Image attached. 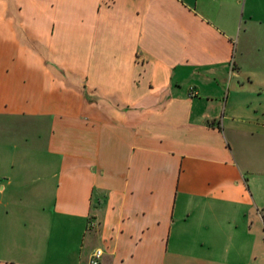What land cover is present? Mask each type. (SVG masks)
Here are the masks:
<instances>
[{
	"label": "crops",
	"instance_id": "crops-1",
	"mask_svg": "<svg viewBox=\"0 0 264 264\" xmlns=\"http://www.w3.org/2000/svg\"><path fill=\"white\" fill-rule=\"evenodd\" d=\"M255 1L0 0V264H264Z\"/></svg>",
	"mask_w": 264,
	"mask_h": 264
},
{
	"label": "rangeland",
	"instance_id": "rangeland-1",
	"mask_svg": "<svg viewBox=\"0 0 264 264\" xmlns=\"http://www.w3.org/2000/svg\"><path fill=\"white\" fill-rule=\"evenodd\" d=\"M253 9V21L250 23L251 28L248 34L245 35L246 38L244 43L247 44L246 48L250 43L257 45V47L253 49L252 56L260 59L264 53V1H255ZM241 53L245 55L246 49H243L239 44L237 49H235V57L237 59L240 58Z\"/></svg>",
	"mask_w": 264,
	"mask_h": 264
},
{
	"label": "built area",
	"instance_id": "built-area-1",
	"mask_svg": "<svg viewBox=\"0 0 264 264\" xmlns=\"http://www.w3.org/2000/svg\"><path fill=\"white\" fill-rule=\"evenodd\" d=\"M102 253L100 250H94L89 258V264H98V260L101 257Z\"/></svg>",
	"mask_w": 264,
	"mask_h": 264
},
{
	"label": "trees",
	"instance_id": "trees-1",
	"mask_svg": "<svg viewBox=\"0 0 264 264\" xmlns=\"http://www.w3.org/2000/svg\"><path fill=\"white\" fill-rule=\"evenodd\" d=\"M261 219H262L263 228H264V207L261 210Z\"/></svg>",
	"mask_w": 264,
	"mask_h": 264
}]
</instances>
